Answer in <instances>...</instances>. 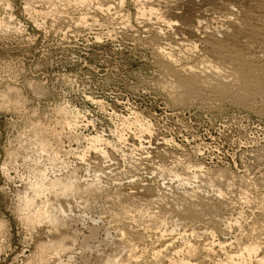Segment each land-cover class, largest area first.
<instances>
[{
    "label": "rangeland",
    "instance_id": "1",
    "mask_svg": "<svg viewBox=\"0 0 264 264\" xmlns=\"http://www.w3.org/2000/svg\"><path fill=\"white\" fill-rule=\"evenodd\" d=\"M48 1L0 0V264H123L134 241L138 260L126 264H159L131 239L138 231L151 241L165 232L182 244L178 233L189 223L181 220L180 212L196 194L218 203L200 211L206 222L242 217L238 221L243 225L259 215L262 219L264 93L255 103L247 98L248 103L263 104V113L230 98L213 107L198 99L178 102L181 89L176 92L172 78L156 67L154 44L143 43L135 31L128 30L135 38L121 33L120 10L135 12L129 0L123 9L110 1L114 16H104L100 28L91 19L87 24L77 21L83 8L91 10L90 0L82 9L71 0ZM92 3L96 6V0ZM53 9L63 15H54ZM6 23L10 27L3 26ZM106 28H115L117 37L95 42L93 35ZM174 48L177 56L187 49ZM75 110L79 127H65ZM144 127L150 133L142 135ZM96 133L106 140L97 146L102 152L84 140ZM163 139L167 141L162 144ZM40 171L48 179L72 176L81 189L70 194L52 189L34 196L32 209L46 199L52 217L42 215L30 223L26 218L34 210L23 207L22 198L33 197L31 182ZM87 182L95 186L87 187ZM231 223L223 233L211 223L213 234L207 237L223 242L228 252L236 250L234 240L239 237ZM188 238L184 240L196 239ZM214 254L216 260L224 258L222 251Z\"/></svg>",
    "mask_w": 264,
    "mask_h": 264
},
{
    "label": "bare ground",
    "instance_id": "2",
    "mask_svg": "<svg viewBox=\"0 0 264 264\" xmlns=\"http://www.w3.org/2000/svg\"><path fill=\"white\" fill-rule=\"evenodd\" d=\"M44 1H48V0H44ZM69 1L70 0H68L67 3H69ZM71 1L74 2V4L81 6V9H82L83 7L82 5H84L85 7L87 6L86 3L88 0H71ZM110 1L111 2L117 1L116 4L119 5V8H122V9H123L124 4L127 3L126 0H96V6H95V5H91L93 3H92V0H90V2L88 1V5L89 7H91L90 9L91 10L93 9L92 6H95V8L92 11L89 9L83 8L82 10L83 12L80 13V18H78L77 21L81 22V24H87L88 19H91L94 23L93 25L97 23L99 25L98 26L99 28H100V25L101 26L105 25L104 22L106 21L107 15L112 14V10L114 9ZM49 2L51 1H48V3ZM128 3L132 4L131 6H134L135 12L133 13L126 9L124 10V13L121 14V10H120L119 17H122V19L119 22V25L120 27L122 25L121 29H123L121 33L122 34L126 33L128 34V36H132L133 38H135L134 37L135 34L133 33L135 31L136 35H138L137 37L140 38L139 40L143 41V43L145 42V43L151 44V46L154 44L153 45L154 48L153 47L151 48H153L152 54H154L155 58L153 56L152 57L155 59L157 63L156 67L159 68L158 70L160 72L162 71V73L166 75V77L169 76L173 79V80L170 79V81H173V83L171 82L170 83L174 85V87L176 88V92H180V90L177 91L178 88L181 89V94L179 93L180 96H178L179 95L178 94L177 95L178 97L175 100L179 99L178 102L186 103V101H188L189 103V102H192L193 100L195 101L196 99H198V101L200 100L199 103L201 105L211 106L216 101L221 102L223 100L230 98L231 101H234L243 106H248V108H251L254 105L253 106L254 109L257 108L259 112L263 113L262 111L263 104L255 105L254 103L256 102V99L259 98L260 95L264 93V0H129ZM25 4L26 5L24 7L27 6V3ZM29 4L31 3H28V5ZM8 6L9 5H7V7ZM27 8H25V10ZM29 9H27V11ZM56 9H53L55 11V12L53 11L54 15L55 14L63 15L62 11L58 12L59 9L58 11ZM36 13L37 12H34L33 10V14H36ZM60 15L58 16L62 17ZM112 16L114 15L112 14ZM31 17H32V14L30 18ZM7 18L9 19V17ZM1 20L4 21V19H1ZM135 21L137 25L134 24ZM3 26H6L7 28L10 27V26H7V23L3 24ZM3 26L1 24L2 28ZM135 26H137V28ZM128 30L133 31V32H129ZM102 33L103 31L93 35L94 36L93 40L95 42H101L103 38H106L108 40L115 39L117 37L116 34L118 32L115 31V28H112V29L106 28V32H104L103 34ZM174 45L184 46V47H187V49L184 48L186 49L185 51L182 48L183 50L181 51H185V52L181 53L180 55L178 54L179 56H177L176 55L177 53L175 54V51H174V49L176 50L177 47L174 48ZM170 83H167V86L169 84L168 87H170ZM172 85H171V88L173 89ZM164 88L166 87L164 86ZM169 92H170V89L167 95H169ZM171 92H175V90ZM247 98H250L251 100H253L254 103L253 102L251 103L250 101H249L250 103H248ZM257 110H256V113H257ZM75 112H77V114L71 117L70 121L68 122L65 121V123L67 122L66 123L67 126L65 127L69 126L75 129L79 127V123L81 122L78 120L79 112L78 110L77 111L75 110ZM132 114L135 116V118L138 117V114L136 112H133ZM69 116H71V114H69ZM149 131L150 130H148L147 127L141 130V132L143 133L142 135H144V133H150ZM117 136H118V139L122 141L123 135L118 134ZM142 138L143 136H141V139ZM84 140L87 143H89L90 146L94 147L97 151L100 150V152H102L103 150L99 149L97 146H99L100 143L102 142L104 143L106 142V140L102 138V135H98L97 133L96 135L85 136ZM164 141H167V140L163 139L162 144L164 143ZM43 142L44 141H42V143ZM139 142L141 145L142 141H139ZM50 144L51 143L49 142L47 145L50 146ZM47 145L45 144V146ZM33 180L34 182L33 181H32L33 183L31 182V190L34 194L33 195L31 193V195H33V197L31 195H30L31 197H28L26 195H24V197L22 196L23 197L22 203H24L23 207H27L28 209L29 207L32 209L31 206H33L35 202V198L40 197L46 191H49L52 189L54 190L58 189V191L64 193V192H68L73 189H81L80 185L77 184L76 178H73L72 176L68 178H63V177L59 178L55 176L53 178L48 179L46 177V174L43 171H40L35 177V179ZM92 184L93 186H95L94 182L88 183L86 185L87 187H89ZM82 189L84 190L85 188H82ZM78 191L79 190H77V192ZM217 192L219 194V195L216 194L217 197L219 196L221 197L222 192L220 190H217ZM34 196L36 197L34 198ZM149 196H150L149 201H152V202L155 201L153 200L155 196L152 192ZM191 196L194 197L195 195H191ZM191 196H187V197L190 199L192 198ZM190 201L192 202H188L186 206L184 205L185 208H183L181 212L179 210L181 220L183 218L184 222L187 221L189 223V228L187 227L188 229H184L182 230L183 232L178 233L179 234L178 236H180L179 239L183 241L182 244L178 245L176 241L174 240L175 238L168 237L165 234V232H162V233L158 232L159 234L155 235L154 236L155 239L153 238L151 241V239H149L148 236H146L144 231L140 232L138 231V229H137L138 232H136V235L133 236L131 240L135 239L137 242V245L139 246L142 245L144 247L143 249L146 252L144 254H147V256L153 259L152 261L158 262L159 264H227L228 262L230 264L231 263L239 264L238 260H243V259H245L246 262L248 261L247 262L248 264H252V263L264 264V236H263L264 235V221H262L264 217H262L261 219L259 215L258 216L259 218L258 217L256 219L253 218L254 221L252 219L251 220L252 222L250 221V223L243 222V225L240 223L241 221L240 222L238 221L240 217L232 218L228 222L226 220L222 222L221 221L222 219L221 220H217V219L209 220L208 219L209 221L206 222L203 218L201 219L200 217L201 215L200 213L202 212L201 210L206 207H207L206 209L214 208V206L217 205L218 203H213L212 201H206V199L202 198L201 196L200 197L197 196V194L195 196V199L192 198ZM40 202L41 203H39V205L40 204L41 205L39 206L38 209L37 208L32 209L34 210L33 211L34 215L32 217H30L31 214L28 215L29 217L26 215L27 216L26 219H28L27 220L28 222L34 223L35 221H39L42 215H45L48 219L52 217V213L49 214V212L46 209V199L44 201L40 200ZM27 208H25V210H27ZM31 209L29 210L30 213L32 212ZM58 211L63 215L64 211L61 208ZM232 221L234 222V225L237 226V230L239 231V234H238L239 237H235V240H234L236 250L228 252L225 250V246L223 242L218 241L215 243L214 240H209L210 237L209 238L207 237L211 236L210 234H213L212 229L209 227L210 225L214 226L215 224L214 230H216L219 233H223L224 231L228 229L230 230V227L232 226V223H231ZM210 222L214 224H211ZM204 223L206 224V226ZM207 223L208 224L210 223V225L207 226ZM198 229L202 231H199ZM129 231L133 232V230H129ZM130 234L129 235L132 236V233ZM126 236L128 237V235ZM189 236L190 237L193 236L196 239H194L191 242L190 240H188ZM202 236L204 239H201ZM186 238H188L187 241L184 240ZM197 238H199L200 240ZM127 240H129V237ZM134 244H135V241L134 243L132 242V244H130V246L132 245V247H129L130 248L129 249L130 251L128 252L129 254L127 255V258L125 262H123V264L137 262L138 258H137L136 252L137 251L139 252V249L136 252H134L132 250V248L136 247L135 246L136 244L135 245ZM42 250L44 251L43 248ZM216 251H222L224 258L223 259L219 258L217 260L213 258V256L215 255L214 253H216ZM179 255L181 256L183 255V257L182 258L179 257L181 259L177 260V257ZM141 257L143 256L141 255ZM246 262H244V264ZM34 264H41V262H37Z\"/></svg>",
    "mask_w": 264,
    "mask_h": 264
}]
</instances>
